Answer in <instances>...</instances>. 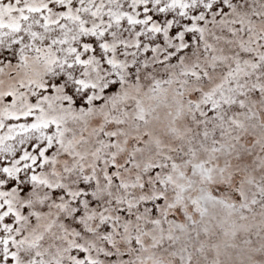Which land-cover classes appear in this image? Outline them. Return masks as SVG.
Instances as JSON below:
<instances>
[{"label":"snow or ice","instance_id":"6c2138e0","mask_svg":"<svg viewBox=\"0 0 264 264\" xmlns=\"http://www.w3.org/2000/svg\"><path fill=\"white\" fill-rule=\"evenodd\" d=\"M0 264H264V0H0Z\"/></svg>","mask_w":264,"mask_h":264}]
</instances>
